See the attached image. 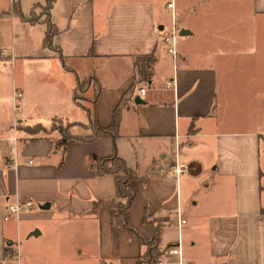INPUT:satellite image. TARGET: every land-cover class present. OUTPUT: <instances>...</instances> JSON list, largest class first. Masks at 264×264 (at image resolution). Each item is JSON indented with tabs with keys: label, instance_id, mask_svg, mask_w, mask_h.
Returning a JSON list of instances; mask_svg holds the SVG:
<instances>
[{
	"label": "crops",
	"instance_id": "1",
	"mask_svg": "<svg viewBox=\"0 0 264 264\" xmlns=\"http://www.w3.org/2000/svg\"><path fill=\"white\" fill-rule=\"evenodd\" d=\"M189 2L69 0L59 8L57 0L51 16L59 32L49 47L44 22L15 13L13 0L0 7V30L10 24L16 33L7 39L4 31L3 42L13 51L26 43L9 97L21 90L22 110L13 108L6 125L14 134H0V264H23L14 258L21 246L24 264L84 246L97 249L100 264H138L144 247L117 225L110 205L118 199L115 175L95 172L93 155L114 151L135 173L129 224L143 238L146 214L163 224L160 258L167 264H264V22L257 20L264 0H253V23L238 27L222 25L212 0ZM201 2L208 8L198 14ZM173 14L176 56L162 41ZM146 54L155 59L148 81L137 66ZM83 78L91 81L87 92L95 81L100 91L98 126L113 125L120 107L119 137L72 138L62 149L56 130L33 140L19 129L50 126L54 117L88 123L75 99ZM13 146L16 166H9ZM174 164L187 168L173 175ZM25 200L34 202L31 210L6 220L8 205ZM180 242V255L166 252Z\"/></svg>",
	"mask_w": 264,
	"mask_h": 264
},
{
	"label": "trees",
	"instance_id": "2",
	"mask_svg": "<svg viewBox=\"0 0 264 264\" xmlns=\"http://www.w3.org/2000/svg\"><path fill=\"white\" fill-rule=\"evenodd\" d=\"M46 3L37 2L29 15V21L32 23L44 22L46 24V34L43 40V46L49 47L52 46L53 37L59 32L58 27L52 19L51 11L56 2V0H45ZM43 8V13L46 18H43L40 13H38L37 9ZM13 10L16 13H22L21 5L19 0H13ZM143 62L137 63L139 75H141L145 80H150L151 68L155 59L153 54H146L140 56ZM139 57V58H140ZM82 82L84 83L83 89L86 90L87 87L90 86V82L87 83L80 80L78 86L76 88L75 99L78 101L79 105L81 104L89 113L88 123L84 122H75L64 120L60 117H54L50 121V126H46L42 123H35V125H24L19 123V129L24 131L26 134L31 136V139L35 140L36 136L41 133L50 132L52 130H56L60 133V137L57 141V147L65 149L68 141L72 138H75L79 141H92L98 137L105 136L116 139L119 137V112L120 107L115 110V123L110 127H100L95 122V102L97 100L99 94V88L97 83L93 82V92L94 97L90 98L91 105H87L84 100L87 101L85 97H79L77 90L81 87ZM84 126L86 128L91 129V132L88 134H76L73 132L74 126ZM93 159L96 162L95 172L97 175H102L105 173H110L115 175V180L117 182V200L110 202L112 207L116 208V223L121 228L128 230L132 235H137L139 241L144 247L143 251L139 256L138 264H151V262L160 258L161 255L165 252L161 249V232L163 229V224H159L153 221L149 214L145 215L144 222L146 227L148 228L147 237H139L137 231L131 227L129 224L128 218V209L132 205L135 200V196L137 194V188L133 179L135 178L134 170L127 166L124 158L118 154V152L114 151V153L109 157L99 158L98 155H93ZM101 205V202L95 204V209H98Z\"/></svg>",
	"mask_w": 264,
	"mask_h": 264
},
{
	"label": "rangeland",
	"instance_id": "3",
	"mask_svg": "<svg viewBox=\"0 0 264 264\" xmlns=\"http://www.w3.org/2000/svg\"><path fill=\"white\" fill-rule=\"evenodd\" d=\"M43 3H46L45 0H38ZM57 1V0H56ZM82 2L85 0H75V2ZM100 3H106L107 0H94ZM178 3V6H184L185 3L189 2L190 0H175ZM196 2L197 0H192ZM200 1V0H199ZM12 2V0H11ZM11 2L10 0H0V7L7 3L8 7H11ZM22 13L25 16H29L32 6H34V2L36 0H19ZM69 0H58V6L59 8L62 7V5H65L68 3ZM190 3V2H189ZM198 7H195V12L198 14L202 13V11L207 12L208 4H205L201 2ZM212 5H215V13L219 17V14L222 15L223 17V26L226 27H238L239 24H242V21H246L247 24H251L254 21V17L250 16V12L252 11L253 8V0H212ZM38 13L42 15L43 18H46V16L43 13V8H38ZM258 22H264V15L257 16ZM29 18V17H28ZM7 35V39L9 37L12 38V35L16 36V33L11 30L10 24L5 27V29L0 30V51L7 49L8 53L7 54H2L0 56V134L2 131L4 133H13V129L11 130L10 126H6L7 123L9 122V117L11 111H13V101L9 99L10 96H12V89L14 85V81L18 80L20 78V74L22 71V63H20L19 59L16 60L17 54H20L25 48H26V43L24 40H20L17 42L16 46L13 47L14 51L12 50L11 47H9L6 43L3 42L4 40V32ZM18 34L20 35V32L17 30ZM70 62V61H69ZM72 64V62H70ZM80 75V72H79ZM84 82H88L90 80L84 79ZM84 83L82 82L81 87L77 90L78 96L80 97H85L87 99L84 100V102L87 105H91L90 98L94 97V92L89 91L87 92L86 90L83 89ZM88 88V87H87ZM93 88V86H92ZM23 100V98H22ZM77 133L81 132H87L83 128H77L75 131ZM2 135V134H1ZM264 148L263 144L261 145V154L263 153ZM85 251L79 252L77 250H73L69 248L66 252H56L52 256L48 257L46 261H39L36 262V264H100L95 258V253L97 249L94 248V246H91L90 250L88 247L84 246L83 247ZM20 257H19V251L16 252V255L14 256L15 259L19 260L24 264L26 263L27 257L24 254V248L21 246L20 248ZM46 262V263H45ZM105 260L103 261V264Z\"/></svg>",
	"mask_w": 264,
	"mask_h": 264
},
{
	"label": "built area",
	"instance_id": "4",
	"mask_svg": "<svg viewBox=\"0 0 264 264\" xmlns=\"http://www.w3.org/2000/svg\"><path fill=\"white\" fill-rule=\"evenodd\" d=\"M168 7H174V3L173 2H169ZM173 18V24L170 27V29L167 30V32H165V34L163 35L162 41L166 46V50L168 52V54H172L173 56H176L178 53V43H177V39L179 36V30L176 27V14H173L172 16ZM8 51L2 50L1 51V55L2 54H7ZM173 84V81L168 82L167 83V87H171V85ZM142 93H146L145 88H141ZM13 103H14V108L16 109V111H21V100L23 97V93L21 90H15L13 93ZM14 141H17V139L11 138ZM15 153H16V148L13 146L11 147L10 151H9V155H10V164L9 166H16V159H15ZM30 163H33L32 160H30ZM186 166L183 164H174V167L172 168V174L174 175H179L181 174L184 170H186ZM34 202L32 200H25V201H17L14 203H10L8 205V212L5 215V219H9L11 217L12 214L19 216L21 215L23 212H28L31 210V208L33 207ZM184 222V220H183ZM181 242L179 244H177L176 246H173L171 248H169L168 250H166V252L171 253V254H175V255H180L182 250H181ZM151 264H167V262L163 259V258H156L154 259Z\"/></svg>",
	"mask_w": 264,
	"mask_h": 264
},
{
	"label": "water",
	"instance_id": "5",
	"mask_svg": "<svg viewBox=\"0 0 264 264\" xmlns=\"http://www.w3.org/2000/svg\"><path fill=\"white\" fill-rule=\"evenodd\" d=\"M138 100H139V98H136V101H138ZM46 206L49 207L50 204H47ZM33 234H36V232H34Z\"/></svg>",
	"mask_w": 264,
	"mask_h": 264
}]
</instances>
